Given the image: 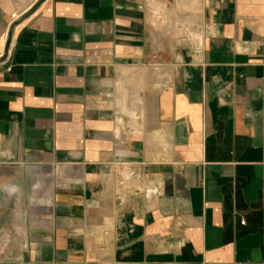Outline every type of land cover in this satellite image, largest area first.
<instances>
[{
    "label": "crops",
    "instance_id": "1",
    "mask_svg": "<svg viewBox=\"0 0 264 264\" xmlns=\"http://www.w3.org/2000/svg\"><path fill=\"white\" fill-rule=\"evenodd\" d=\"M0 264H264V0H0Z\"/></svg>",
    "mask_w": 264,
    "mask_h": 264
},
{
    "label": "water",
    "instance_id": "2",
    "mask_svg": "<svg viewBox=\"0 0 264 264\" xmlns=\"http://www.w3.org/2000/svg\"><path fill=\"white\" fill-rule=\"evenodd\" d=\"M13 31H14V29H11V34H10V39L9 40H11V36H12V34H13ZM6 52H8V48L6 49Z\"/></svg>",
    "mask_w": 264,
    "mask_h": 264
}]
</instances>
